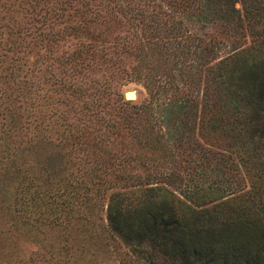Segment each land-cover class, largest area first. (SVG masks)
Listing matches in <instances>:
<instances>
[{"label":"rangeland","instance_id":"obj_1","mask_svg":"<svg viewBox=\"0 0 264 264\" xmlns=\"http://www.w3.org/2000/svg\"><path fill=\"white\" fill-rule=\"evenodd\" d=\"M170 1L0 0V264H155L109 229L110 194L172 181L183 209L239 179L234 146L207 125L213 64L222 42L264 55L261 36ZM169 101L184 107L166 133ZM32 180L42 192L26 205Z\"/></svg>","mask_w":264,"mask_h":264},{"label":"trees","instance_id":"obj_2","mask_svg":"<svg viewBox=\"0 0 264 264\" xmlns=\"http://www.w3.org/2000/svg\"><path fill=\"white\" fill-rule=\"evenodd\" d=\"M173 1L170 5H177ZM184 6L183 10L191 15L219 19L226 28L244 22L247 29L261 36L259 41L264 47V0H189ZM170 36L176 39L180 35L165 38ZM174 42L173 48L182 41L177 38ZM217 45L220 44H213L209 51ZM221 46L225 50L213 64L217 72L213 80L218 85L210 90L219 93L220 102L209 103L214 109H210L206 120L209 127L222 128L229 146H234V167L239 178L234 179L235 185L227 184L228 193L222 195L217 193L219 179L211 180L207 187L215 184L210 194H216L214 199L195 194L194 200L188 198L193 205L183 202L185 208L181 209L177 203L182 202L185 193L181 194L172 181L159 179L142 186L138 195L113 191L106 204L109 229L144 257H159L155 264H264V55L248 62L240 54L241 49L225 48L224 42ZM168 48L173 50L171 45ZM167 103L162 107L166 127L173 114L184 107L177 101ZM169 131L167 127L166 133ZM225 157L229 158V154ZM173 170L174 167L166 173L167 177ZM34 181L27 183L33 186V193L24 201L26 205L35 193L42 192L41 184ZM161 181L174 187V192L159 184ZM186 185L183 188L189 192ZM192 185L195 192L201 187Z\"/></svg>","mask_w":264,"mask_h":264},{"label":"water","instance_id":"obj_3","mask_svg":"<svg viewBox=\"0 0 264 264\" xmlns=\"http://www.w3.org/2000/svg\"><path fill=\"white\" fill-rule=\"evenodd\" d=\"M126 95H127V96H131V94H129V93H128V94H126Z\"/></svg>","mask_w":264,"mask_h":264}]
</instances>
